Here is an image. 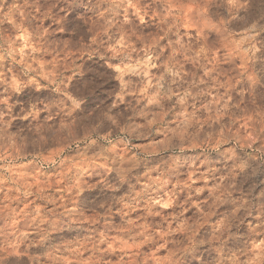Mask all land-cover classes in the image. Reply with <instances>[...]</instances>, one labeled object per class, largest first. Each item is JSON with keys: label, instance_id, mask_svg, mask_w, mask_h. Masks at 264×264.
I'll use <instances>...</instances> for the list:
<instances>
[{"label": "clouds", "instance_id": "clouds-1", "mask_svg": "<svg viewBox=\"0 0 264 264\" xmlns=\"http://www.w3.org/2000/svg\"><path fill=\"white\" fill-rule=\"evenodd\" d=\"M0 82V264H264L227 246L235 212L172 227L193 199L205 224L264 201V0H0Z\"/></svg>", "mask_w": 264, "mask_h": 264}, {"label": "rangeland", "instance_id": "rangeland-1", "mask_svg": "<svg viewBox=\"0 0 264 264\" xmlns=\"http://www.w3.org/2000/svg\"><path fill=\"white\" fill-rule=\"evenodd\" d=\"M181 2L184 4H189L190 0H181ZM61 7H64V5L63 4L57 5V8H61ZM53 11L55 12L56 9H53ZM132 11L133 10L129 9L130 15H131ZM70 15H71V13H70ZM145 19H147V18H145ZM185 19H186V21L191 19V13L187 9H185ZM50 22H51L50 19H45L43 21L44 27L47 28L48 24ZM3 27L9 28L10 23L5 21L3 24ZM28 31L30 32L31 29L29 28ZM146 31H148V30L146 29ZM181 31L188 32L189 34H191L192 32H195V28H189L187 26V23H186L185 27L183 29H181ZM154 34H155V32L153 29V35ZM15 36L18 38V48L20 50L21 55H23V53L27 52L29 50V47H32V48L35 47L34 42L31 45L28 44L30 37L26 36L22 31H16ZM237 39H239V38H237ZM161 42L163 43V37L161 38ZM69 51L71 53V61L73 64L79 65L81 63V61L85 58V56H77L75 54L74 49H70ZM151 55L152 54H150L149 59H151ZM132 56H133V60L139 59V57H137L136 53H133ZM17 59H20V56H18ZM48 59H51V57H48ZM161 62L162 61H157V63H161ZM29 63H31V61H29ZM41 63H43V61H41ZM105 67H107V65H105ZM129 69H131V71H129ZM110 71H112L113 73H115L117 75L124 74V79H128L129 77H131V79L134 82H136L138 80V77L132 75V72L139 71V68L135 64L129 65L126 62L124 65H121L117 62L114 64V67L110 69ZM158 74L159 73L157 72L156 68L147 69V71L145 72V81L144 82L150 83V80L148 79V77L152 76V75H158ZM65 75L68 76L70 80H75V78H76L75 76L72 75L71 69L66 71ZM111 83L113 85H117V84L122 83V81H120L118 79H114ZM5 87L6 86L2 82H0V94L3 93V90ZM143 91H144L143 85H141L140 92L142 93ZM56 94L63 96L62 92L56 93ZM117 95H119L118 91H117ZM210 98L211 97H209V99ZM112 99H115V97H113ZM124 99L126 101L131 100L132 97L130 95V96L125 97ZM17 100H18V97L14 94L11 97V99L9 100V103H13ZM70 102L74 103L75 99H73ZM18 110H19L18 108H14L13 112L15 113ZM14 123L15 122H13V125H10V128L14 127ZM2 164H3V161L0 160V165H2ZM0 170H2V169H0ZM23 171L29 177L26 181L29 184H43V183L52 184L51 179L45 180L41 176H36L35 180L33 181L31 179V176L33 174V170L30 166H26ZM56 175H58V174H56ZM60 182L61 181L58 179L57 183H60ZM7 190L8 189H5V191H7ZM242 200H248L249 201L248 211L251 212V215L246 214V211L244 208H240V210L238 212H236V209L239 208L240 203H241V200H237L235 202V204L233 205V207L227 209L219 217H217L215 214H213L211 217L208 218V223L205 224L199 219L200 210L197 208V204L199 203V201H197L196 199H193L192 208L191 209H188V208L184 209V212H185L184 220L187 221V224H184V223L179 222V221H172V227L173 228H182L185 231H190L192 229V227L195 226L194 222H196V223L200 224V231L201 232L207 231L210 233L212 231L213 227L219 224L220 220H223L225 216L229 215V213L235 212L236 216L232 218V222L234 224V227L232 229H230V231L237 233V238L229 237V239L227 241V246L229 248H231L232 250H236L237 248L242 247L245 244H247V245H251L253 243L260 244L262 241H264V232L259 231V226L262 223H264V215H261V212H260V209L264 208V201H259L257 198H250V196H248V195L243 196ZM3 201H4V196L2 193H0V207L3 206ZM27 203H29V201H25V204H27ZM181 203H183V200L181 201ZM164 205L166 207V210L171 211L170 207H168V205H169L168 201H165ZM13 206H14V204H13ZM23 206L24 205H21V207H23ZM37 206L39 207L40 205L38 204ZM134 218H135V216H133V219ZM2 222L3 221L0 220V223H2ZM236 225L239 226L238 232H237ZM253 229H256V231H253ZM124 239H127V237L125 236ZM128 244H129L130 248L134 251L135 245L133 244V242L131 240H129ZM146 247L147 246H143V248L141 250H143ZM152 251H154V250H152ZM166 256H167L166 252L158 253L153 259V264H167L166 259H165ZM118 260H119V256H117L115 253H108L106 255V264H116V262Z\"/></svg>", "mask_w": 264, "mask_h": 264}]
</instances>
